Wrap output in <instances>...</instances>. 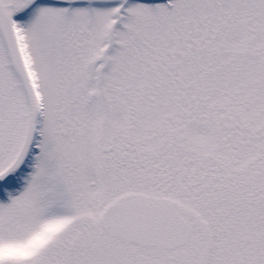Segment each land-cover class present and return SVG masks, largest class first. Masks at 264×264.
Here are the masks:
<instances>
[{"label": "snow or ice", "instance_id": "snow-or-ice-1", "mask_svg": "<svg viewBox=\"0 0 264 264\" xmlns=\"http://www.w3.org/2000/svg\"><path fill=\"white\" fill-rule=\"evenodd\" d=\"M0 264H264V0H0Z\"/></svg>", "mask_w": 264, "mask_h": 264}]
</instances>
